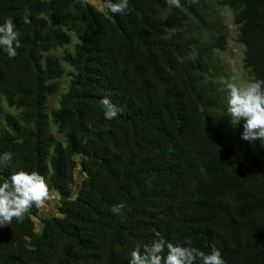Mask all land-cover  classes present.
Instances as JSON below:
<instances>
[{
    "label": "trees",
    "instance_id": "16d2710c",
    "mask_svg": "<svg viewBox=\"0 0 264 264\" xmlns=\"http://www.w3.org/2000/svg\"><path fill=\"white\" fill-rule=\"evenodd\" d=\"M99 1L0 0L20 44L14 59L0 48V154L14 153L0 183L36 171L58 197L39 230L35 206L0 227V264H129L161 238L264 264V147L225 119L216 57L225 8L242 70L264 80V0Z\"/></svg>",
    "mask_w": 264,
    "mask_h": 264
},
{
    "label": "clouds",
    "instance_id": "9594fccd",
    "mask_svg": "<svg viewBox=\"0 0 264 264\" xmlns=\"http://www.w3.org/2000/svg\"><path fill=\"white\" fill-rule=\"evenodd\" d=\"M129 0H105V6L114 14L127 12ZM169 6L179 8L180 0H167ZM20 47L19 34L15 30L12 18L0 24V48H3L9 59L17 56ZM228 92L227 116L230 123L240 126L243 121L241 138L248 142L260 141L264 147V80H255L241 86L233 82L226 85ZM101 104L106 119L115 118L122 109L116 107L107 97ZM14 153L0 154V170L12 165ZM54 193L49 189L44 176L36 171H13L8 182L0 183V227L8 226L14 219L20 220L29 213L33 206L44 208L53 199ZM124 204L115 205L111 211L122 215ZM187 245V246H185ZM190 238L185 244H173L164 239L155 240L151 245L139 246L130 253L129 264H225L221 252L211 247L205 253L193 247ZM166 251V255H164Z\"/></svg>",
    "mask_w": 264,
    "mask_h": 264
},
{
    "label": "rangeland",
    "instance_id": "374dc122",
    "mask_svg": "<svg viewBox=\"0 0 264 264\" xmlns=\"http://www.w3.org/2000/svg\"><path fill=\"white\" fill-rule=\"evenodd\" d=\"M90 5L94 6L97 10L102 11L103 7L99 0H85ZM219 23L221 25L222 34L224 38V50L216 54L217 60L221 66V77L219 78V83H221L226 89V85L229 82L236 83L238 85H245L250 82V78L247 76L246 72L242 70L240 65L241 58V48L234 40L235 30L231 25L230 12L227 9L219 10ZM67 79L65 77L57 81V92L49 100L48 107L51 108L59 95L66 85ZM227 91V90H226ZM228 95V92H227ZM225 119L230 122V117L225 114ZM241 128L243 130V121H241ZM251 145L261 144L260 141L250 142ZM81 175L79 174V167L76 168V174L74 177V191L76 190ZM53 199L44 208H37L36 216L32 217L35 230H39L40 221L43 217L56 215V209L58 206V197L55 192Z\"/></svg>",
    "mask_w": 264,
    "mask_h": 264
},
{
    "label": "water",
    "instance_id": "95a60500",
    "mask_svg": "<svg viewBox=\"0 0 264 264\" xmlns=\"http://www.w3.org/2000/svg\"><path fill=\"white\" fill-rule=\"evenodd\" d=\"M53 192H55V191H53Z\"/></svg>",
    "mask_w": 264,
    "mask_h": 264
}]
</instances>
